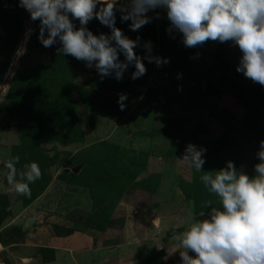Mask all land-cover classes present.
Segmentation results:
<instances>
[{"label":"rangeland","instance_id":"rangeland-1","mask_svg":"<svg viewBox=\"0 0 264 264\" xmlns=\"http://www.w3.org/2000/svg\"><path fill=\"white\" fill-rule=\"evenodd\" d=\"M156 11L161 18L136 32L117 12L116 27L130 39L140 37L138 55L146 54L143 44L151 41L153 55L170 62L157 67L145 59L143 77L132 80L130 67L118 81L114 75L101 79L86 61L58 55L59 44L45 48L38 39L40 22L31 20L19 0H0V243L7 249L30 227L44 225L59 238L76 232L80 248L73 246V254L93 242L95 264H181L179 251L169 254L175 250L173 235L195 218H207V202L220 207L201 183L203 173L180 160L186 146L206 148L204 171L234 161L238 170L256 175L264 140V86L236 71L238 46L209 41L186 48L182 34L166 31V10ZM74 23L78 28L79 21ZM87 27L96 35L111 31L98 19ZM14 35L18 40L5 69ZM120 94L127 95L123 111ZM16 156L18 173L32 162L42 171L29 185L30 198L7 182L5 161ZM148 202V232L140 225L144 214L125 228L123 212L133 219ZM33 251L37 260L54 250ZM7 253L0 249V264L12 262ZM24 260L17 258L16 264Z\"/></svg>","mask_w":264,"mask_h":264},{"label":"clouds","instance_id":"clouds-1","mask_svg":"<svg viewBox=\"0 0 264 264\" xmlns=\"http://www.w3.org/2000/svg\"><path fill=\"white\" fill-rule=\"evenodd\" d=\"M19 6L30 13L33 22H40L38 39L45 48L59 44L58 55L86 61V67H95L101 79L114 75L122 80L134 67L130 78L136 80L147 72L145 59L157 67L170 62L153 55L151 41L143 44L146 54L138 55L135 49L141 46L140 37L130 39L116 27L117 12L122 22L131 21L129 28L136 32L160 19L156 10L164 9L170 21L166 31L182 34L186 48L209 41L232 42L242 53L236 71L264 86V0H19ZM93 19L108 27L110 34L96 35L89 30L87 25ZM74 21H79L78 28ZM126 100V94L119 95L121 111ZM206 151L189 143L180 160L203 173L201 183L218 197L222 207L207 202L205 206L211 209L207 218H195L185 231L174 234L175 250L169 254L179 251L181 264H264V140L256 154L255 176L238 170L233 161L215 174L204 171ZM19 160L16 156L5 161L7 182L16 193L30 198L29 185L42 178V171L32 162L18 173ZM23 264H28L27 259Z\"/></svg>","mask_w":264,"mask_h":264},{"label":"crops","instance_id":"crops-1","mask_svg":"<svg viewBox=\"0 0 264 264\" xmlns=\"http://www.w3.org/2000/svg\"><path fill=\"white\" fill-rule=\"evenodd\" d=\"M137 202H134L132 205H135ZM153 205V204H152ZM152 212V206L151 202H148L147 205H144L142 209H140V215L134 216L133 219L129 218L128 212L124 211L123 212V217H125V228L128 224L132 223V225L139 220L140 216L142 214L145 215L146 218H143V223H141V227L144 226L145 231L148 232L147 230L150 229V224L149 221L146 219H149ZM136 214L138 212L136 211ZM38 216L42 219L45 218V216L42 214V212H38ZM138 217V218H137ZM142 219V218H140ZM158 219V223L160 225H167L166 221L162 218H155ZM154 221V219H153ZM139 223V222H138ZM134 226V225H133ZM129 234V232L127 231ZM126 238L123 239V245L126 242L127 236L125 235ZM76 238L81 239L78 235H76V232L68 235V236H63L62 238H59V236L52 235L50 233V230L48 226L40 225L37 227H30L27 235L22 241L19 242H12L9 244V249H7L8 246H5L4 244L2 245L0 243V249L2 251H8L5 256H7L8 259H10L12 262H6L5 264H16L17 258L20 260L27 259L28 264L29 263H37V264H95L94 262V256L95 253L97 252V247L96 245L93 246V242H91L88 246L86 244V247L84 250H80L79 252L74 254L71 252L73 249V246L79 247L78 243H75ZM93 240V237H92ZM73 243L70 245V243ZM123 245L120 244V247H123ZM45 247L48 249H52L54 251H51L49 256H44L40 259H35L34 256H31L34 251L37 250V247Z\"/></svg>","mask_w":264,"mask_h":264},{"label":"trees","instance_id":"trees-1","mask_svg":"<svg viewBox=\"0 0 264 264\" xmlns=\"http://www.w3.org/2000/svg\"><path fill=\"white\" fill-rule=\"evenodd\" d=\"M6 8H8L9 6L7 5V6H5ZM12 8H13V10H16L15 12H18L19 13V11H18V9L16 8V7H14V6H12ZM20 29H21V26H20V28H17V31H16V33H17V35H18V37H19V31H20ZM19 30V31H18ZM15 36V35H14ZM12 37L11 38V41H10V43L12 44V46H10V48H9V50L7 51L6 50V59H5V62H6V64H5V69L8 67V63L10 62V57L12 56V54H13V50H14V45L16 46V42H17V40H18V37ZM1 42H0V49H2V46H1ZM11 65V64H10ZM4 70V69H3ZM1 72H2V70H1ZM4 72H5V70H4ZM6 73V72H5ZM1 80H3V78H1ZM214 162V161H213ZM234 162V161H233ZM218 169V167L217 166H214L213 165V173H214V171L215 170H217ZM220 204V203H219ZM218 204V205H219ZM220 207L219 208H221L222 206L221 205H219Z\"/></svg>","mask_w":264,"mask_h":264},{"label":"bare ground","instance_id":"bare-ground-1","mask_svg":"<svg viewBox=\"0 0 264 264\" xmlns=\"http://www.w3.org/2000/svg\"><path fill=\"white\" fill-rule=\"evenodd\" d=\"M25 36H27V34H25ZM16 61H17V58H16V56H15L14 59H13V61H12V63H11V66L9 67V69H10V73H11V71H12L11 67L13 68V65L16 63ZM8 73H9V72H8ZM8 76H9V74L6 75V77H8Z\"/></svg>","mask_w":264,"mask_h":264},{"label":"water","instance_id":"water-1","mask_svg":"<svg viewBox=\"0 0 264 264\" xmlns=\"http://www.w3.org/2000/svg\"><path fill=\"white\" fill-rule=\"evenodd\" d=\"M11 69H12V67H11ZM8 72H9V75H10V74H11V73H10V69L8 70ZM11 72H12V71H11ZM0 95H1V92H0ZM80 167H81V165H78V166H77V169L80 168ZM73 169H74V171H77L76 168H73ZM90 264H92V263H90Z\"/></svg>","mask_w":264,"mask_h":264}]
</instances>
